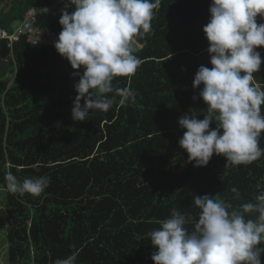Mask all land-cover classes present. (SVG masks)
I'll list each match as a JSON object with an SVG mask.
<instances>
[{"label": "trees", "instance_id": "16d2710c", "mask_svg": "<svg viewBox=\"0 0 264 264\" xmlns=\"http://www.w3.org/2000/svg\"><path fill=\"white\" fill-rule=\"evenodd\" d=\"M3 2L6 6L0 10V26L12 31L13 24L23 20L30 8L48 6L51 0H0V6ZM211 2L161 0L154 10L152 32L138 40L143 45L137 52L140 66L134 75L113 81L115 88L134 90V102L120 105L116 96L108 112H90L87 125L79 129L56 118L51 131L41 130L43 136L34 144L37 148L19 146L16 156L10 145L2 170L9 169L19 181L47 176L50 184L39 196L7 190L9 264H55L73 255L75 264H154L151 255L155 249L148 233L173 209L195 218L199 212L194 205L196 195L215 196L239 207L254 202L264 191V156L246 165L225 167L226 158L214 154L207 166L194 167L178 144L186 131L179 127V118L207 107L198 96L200 89H193L192 84L199 66L211 67L203 32ZM74 8L75 4L66 11ZM60 17L41 13L36 24L59 35ZM17 47H28L20 59ZM52 53L53 63H46ZM10 55L14 58L11 76L0 78L1 138L8 133V124L17 137H28L37 135V120H47L52 111L61 108L72 113L77 93L68 99L65 90L60 99H52L48 96L52 89L49 93L46 90L45 83L58 82L62 67L76 83L79 79L55 47L21 41L11 51L6 43L0 44V60ZM30 60L41 66H37V73L28 75L24 62ZM36 80L43 83L36 85ZM255 81L254 74L256 85ZM9 83L12 85L7 88ZM28 83L27 88L30 84L35 88L27 90ZM38 91L44 93L34 99L33 93ZM259 146L264 148V132ZM57 147L71 156L50 165ZM3 154L0 143V156ZM258 184L262 186L259 190ZM233 187L238 189L239 198L231 191ZM188 227L191 230L192 225ZM258 247L264 248V244ZM260 259L264 264V252Z\"/></svg>", "mask_w": 264, "mask_h": 264}, {"label": "clouds", "instance_id": "9594fccd", "mask_svg": "<svg viewBox=\"0 0 264 264\" xmlns=\"http://www.w3.org/2000/svg\"><path fill=\"white\" fill-rule=\"evenodd\" d=\"M70 3L75 8L62 12V30L54 47L79 77L71 114L74 121L83 122L92 111L108 112L116 96L120 105L135 101L134 90L115 88L113 81L134 75L140 66L138 40L152 32L154 10L161 0ZM209 13L203 32L211 67L199 66L192 84L193 89H200L198 96L207 107L179 118V127L186 131L178 144L194 167L207 166L214 154L226 158L225 167L246 165L264 156L259 146L264 132V90L253 83L262 64L256 49L264 47V23H257L258 16L264 19V0H212ZM201 114L204 118L198 119ZM212 124L215 128H210ZM5 181L10 193L39 196L50 177L19 181L9 171ZM261 187L257 185L258 190ZM231 191L239 198L237 188ZM194 205L199 209L195 218L173 209L148 233L155 249L154 264H261L264 248L258 245L264 244V191L254 202L239 207L207 194L196 195ZM55 264H75V256Z\"/></svg>", "mask_w": 264, "mask_h": 264}, {"label": "rangeland", "instance_id": "374dc122", "mask_svg": "<svg viewBox=\"0 0 264 264\" xmlns=\"http://www.w3.org/2000/svg\"><path fill=\"white\" fill-rule=\"evenodd\" d=\"M8 29L10 30V28H8ZM138 44H140V43H138ZM27 48L28 47H24V48L17 47L16 48L17 51L18 50L20 51L19 55H18V59H20V58H22V56H24V52ZM51 52H53V51L49 50V53H51ZM20 53L22 56L20 55ZM10 58H9V60L11 63V60L12 59L14 60V58L11 55H10ZM53 60H54V54L52 53V54L48 55V58H46L44 61L46 63H53ZM24 65H26L25 67H27L26 73L28 75L31 73H37L40 70L39 68H37V66H41V65H37L34 60H32V61L30 60V61L26 62V64L24 62ZM62 69H63L62 70L63 73L58 75V77H57L58 82L57 83L56 82H54L53 84L45 83L47 85V87H49L46 89L47 93H49V91H51V89H52L53 94H48L49 97H51V98L53 97L52 99H60V97H62L64 94L67 95L68 99H71L72 95L74 93H76L75 88H74V85L76 83L75 82L76 79L72 76V74L70 72H67V68L62 67ZM10 76H11V74H10V69H9L7 78ZM12 77H15L14 74L12 75ZM0 78H2V77H0ZM38 83L41 84L43 82L42 81L38 82V80H36L35 84L37 85ZM11 85H12V83H9L7 88H10ZM28 85H29V83L26 85V88ZM31 88H35V85L30 84V86H29V88H27V90H30ZM69 89L72 91L69 92ZM65 90L67 93L64 92V94L62 95L61 93H63V91H65ZM43 93H44V91H38L37 93H33L34 94L33 98L37 99L35 97H39V96L43 95ZM98 96H99V94H98ZM73 99H75V96H73ZM56 118H58L61 121L65 120L66 122L69 123V125H71L74 128H78V129L87 125L86 121H83V122L74 121L72 119V114L69 113L68 110H64V109L62 110L61 108H59L57 110L52 111V113L47 117V120H46V118L44 120L43 119L37 120V122H36V124L38 125L37 135L34 134V135L28 136V137H19V136L17 137V134L15 131L9 130V124L7 127L8 133H5V130L3 128H1L2 132L5 133V135L3 136V138L0 137V143H1L2 148L4 150V154L0 156V171H3L0 174V264H9V251H8V247H7L8 246L7 245V219H6L7 189H6V181H5V175L7 172H9V169H7V170L3 169L2 170V166H4L2 164V162L5 160L7 161L9 159V153H10V148H11L10 145L14 146V148H13L14 149V156H16L15 150L18 149L19 146H21V147H24L26 145L34 146V144L37 141V138L41 135V130L43 129V127H45L46 129H50V131H51L53 121ZM14 119H16V118H14ZM12 122L16 123V122H14V120ZM27 124L31 125V123H27ZM41 136H43V135H41ZM34 148H37V147L34 146ZM90 151L88 153H90ZM70 156H71V154L68 151H66L65 149H61V148L58 149V147H57V150H54L53 157L50 159L51 162H48V163L50 165H56L60 161L66 160ZM57 161H59V162H57ZM30 172L31 171H29V173ZM38 172L39 171H32L30 174L38 173Z\"/></svg>", "mask_w": 264, "mask_h": 264}, {"label": "built area", "instance_id": "2783aa9c", "mask_svg": "<svg viewBox=\"0 0 264 264\" xmlns=\"http://www.w3.org/2000/svg\"><path fill=\"white\" fill-rule=\"evenodd\" d=\"M68 0H51V3L45 7L30 8L23 20L13 24L12 31L5 26H0V44L6 43L7 47L12 51L15 46L21 41H26L28 44L38 46L54 47V42L58 38V34L49 29L39 27L36 23L38 15L41 13H48L52 17L61 16L63 11L68 10ZM6 2L0 6V10H4Z\"/></svg>", "mask_w": 264, "mask_h": 264}, {"label": "crops", "instance_id": "0c3cea01", "mask_svg": "<svg viewBox=\"0 0 264 264\" xmlns=\"http://www.w3.org/2000/svg\"><path fill=\"white\" fill-rule=\"evenodd\" d=\"M257 23L258 24L259 23H264V19H262L261 17L258 16L257 17ZM256 50L261 53V56H262V64H261L260 71L258 73H255L256 81H257V82L255 81V83H256V85L258 87H260L262 90H264V47L258 48Z\"/></svg>", "mask_w": 264, "mask_h": 264}, {"label": "water", "instance_id": "95a60500", "mask_svg": "<svg viewBox=\"0 0 264 264\" xmlns=\"http://www.w3.org/2000/svg\"><path fill=\"white\" fill-rule=\"evenodd\" d=\"M139 45H141V44H139ZM142 47H143V45H141V48ZM9 69H10V61L8 59H1L0 60V77H2V78L7 77Z\"/></svg>", "mask_w": 264, "mask_h": 264}]
</instances>
